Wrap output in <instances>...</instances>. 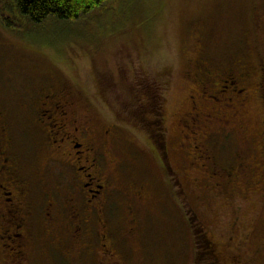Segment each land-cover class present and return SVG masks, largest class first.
<instances>
[{
	"label": "rangeland",
	"instance_id": "1",
	"mask_svg": "<svg viewBox=\"0 0 264 264\" xmlns=\"http://www.w3.org/2000/svg\"><path fill=\"white\" fill-rule=\"evenodd\" d=\"M6 20L18 27L9 28ZM17 21L0 11V100L18 123L13 141L19 153L26 148L30 179L52 176L43 135L25 122L24 111L38 102L33 101L40 90L69 88L88 104L94 126H116L109 138L122 152L115 177L126 191L143 189L148 200L136 206V236L130 238L120 199L107 242L116 257L106 255L98 228L84 243L90 250L81 252L66 238L67 227L48 240L40 220L29 264H225L236 215L243 232L260 226L264 241L259 201L247 200L243 192L232 198L216 191L201 169L217 168L214 160L199 158L208 153L228 168L244 149L228 122L235 110L223 106L230 92L217 94L221 86H215L212 95L220 103L202 104L200 83L209 75L220 81L237 67L256 68L264 56V0H111L76 22L48 20L34 27ZM52 183L63 185L58 176ZM205 236L213 244L211 258L199 244ZM259 244H247L246 260ZM1 255L0 264H7ZM254 264H264V254Z\"/></svg>",
	"mask_w": 264,
	"mask_h": 264
},
{
	"label": "flooded vegetation",
	"instance_id": "2",
	"mask_svg": "<svg viewBox=\"0 0 264 264\" xmlns=\"http://www.w3.org/2000/svg\"><path fill=\"white\" fill-rule=\"evenodd\" d=\"M210 78L209 75L200 83L201 103L210 100L220 103L217 94L230 92L231 98L223 106L235 110L228 122L236 127L234 131L244 149L234 156L228 168L218 166L214 157L203 153L199 158L213 159L217 168L212 170L203 164L201 169L216 191L226 190L232 198L236 192H243L247 200L256 198L264 208V56L259 58L255 69L237 67L220 81H210ZM215 86L221 89L212 95ZM68 89H42L33 101L38 102L24 111L26 116L29 114L25 122L36 125L43 135L50 155L47 169L52 176L50 181L43 174L40 180L30 179L31 174L25 170L26 148L22 145L19 153L13 141L12 134L18 132V123L9 118L0 100V254L7 264H29V255L37 250L34 226L40 220L48 230V240L61 235L60 229L67 227L66 238L81 252L90 250L91 245L85 247L84 243L98 228L106 255L116 257L107 242L112 238L110 220L120 206V199L127 212L130 238L136 236V206L148 202L143 189L132 187L126 191L115 177V169L121 167L122 152L120 155L114 149L109 138L116 126L110 125L104 130L94 126L88 104ZM152 124L149 121V126ZM115 153L118 155L113 156ZM197 159L198 156L193 158V164ZM165 160L166 156L162 159L166 171ZM57 176L62 186L52 183ZM234 221L228 245L230 256L225 264H254L264 254L261 227L252 224L248 232H243L237 215ZM254 240L260 244L246 260L244 251Z\"/></svg>",
	"mask_w": 264,
	"mask_h": 264
},
{
	"label": "trees",
	"instance_id": "3",
	"mask_svg": "<svg viewBox=\"0 0 264 264\" xmlns=\"http://www.w3.org/2000/svg\"><path fill=\"white\" fill-rule=\"evenodd\" d=\"M110 1L111 0H0V11L5 16L10 15L11 17H17V23L24 22L38 27L48 20L76 22L102 10ZM5 23L9 28L18 27L16 26L17 24L11 21L6 20ZM135 92L138 99L142 98L143 94L141 92L137 90ZM144 97L142 99H144ZM140 101L138 107H140V110H144L145 106L142 105V100ZM158 136L162 137L161 129H159ZM196 230L204 231L200 226ZM199 244L201 248H203L204 255H208L213 251V244L206 236L205 239L203 237L200 239ZM209 257L211 258V256ZM202 264L207 263L202 261ZM210 264H214V262L212 261Z\"/></svg>",
	"mask_w": 264,
	"mask_h": 264
}]
</instances>
